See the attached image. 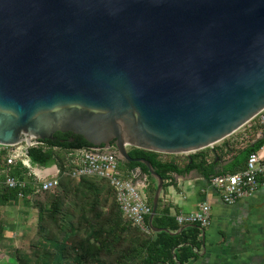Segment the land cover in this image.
I'll return each instance as SVG.
<instances>
[{
	"label": "water",
	"instance_id": "1",
	"mask_svg": "<svg viewBox=\"0 0 264 264\" xmlns=\"http://www.w3.org/2000/svg\"><path fill=\"white\" fill-rule=\"evenodd\" d=\"M263 109L264 0H0V144L115 147L154 233L129 148L191 159Z\"/></svg>",
	"mask_w": 264,
	"mask_h": 264
},
{
	"label": "trees",
	"instance_id": "2",
	"mask_svg": "<svg viewBox=\"0 0 264 264\" xmlns=\"http://www.w3.org/2000/svg\"><path fill=\"white\" fill-rule=\"evenodd\" d=\"M258 128L261 131V127ZM59 134L55 137L58 138ZM67 135L71 136L70 133ZM76 138L80 139L79 143H62L59 139L54 142L44 141L45 146L32 148L28 152L32 165L49 168L56 164L61 170V176L59 186L54 191L36 192L31 187L20 190L25 197L30 195L29 199H23L25 204L38 210L37 233L30 243L36 261L31 262L15 250V264H173L174 261L182 264L191 258L192 253L187 245L197 246L195 239L198 231L190 228L172 234L182 226L177 224L167 209L160 208V199L153 225L169 232L151 231L147 234L124 217L113 189L104 181L89 177L75 180L64 174L68 169V154L73 150L91 147L83 137ZM263 146L262 133L255 144L237 150L236 157L244 156L247 159ZM129 155L150 161L164 182L174 173L185 174L191 170L204 174L209 172L208 156L203 152H197L191 159L185 160L183 167L169 158L174 155L132 147L129 148ZM120 166L126 173L140 168L148 176L146 194L152 209L157 184L147 167L141 163L127 162H121ZM27 171L26 167L19 164L10 173L22 177V173ZM20 191L0 188V208L21 200L18 196ZM80 210L81 215L78 213ZM68 217L72 219L67 223ZM149 217L146 220L148 224ZM3 233L4 224L0 222V241ZM185 252L186 257L182 255Z\"/></svg>",
	"mask_w": 264,
	"mask_h": 264
},
{
	"label": "crops",
	"instance_id": "3",
	"mask_svg": "<svg viewBox=\"0 0 264 264\" xmlns=\"http://www.w3.org/2000/svg\"><path fill=\"white\" fill-rule=\"evenodd\" d=\"M258 129V125L252 122L213 148L197 151L208 156L207 174L198 170L185 174L174 173L164 182L166 186L160 197V208L167 209L173 218L180 213H195L203 203L211 207V223L208 227L187 225L183 230L193 228L198 231V235L196 247L187 245L192 253L191 258L182 264H264V183L254 195L232 205L226 204L221 192L210 183L214 176L233 174L245 168L246 157L237 155V158L236 152L257 142L261 133ZM169 158L182 167L184 161L189 159L188 155ZM136 175L134 182L137 185H147L148 176L142 170ZM177 232L172 234H179ZM182 255L186 257L187 252ZM173 264L181 263L174 261Z\"/></svg>",
	"mask_w": 264,
	"mask_h": 264
},
{
	"label": "built area",
	"instance_id": "4",
	"mask_svg": "<svg viewBox=\"0 0 264 264\" xmlns=\"http://www.w3.org/2000/svg\"><path fill=\"white\" fill-rule=\"evenodd\" d=\"M256 123L264 134V109L248 124ZM247 124V125H248ZM45 146L34 143L28 145L21 142L14 145L0 144V188L24 190L31 187L34 191H54L60 182L61 170L58 165L52 169L32 165L28 152L32 148ZM121 158L118 150L113 148H88L71 151L67 156L68 169L64 173L75 180L83 177L104 181L114 191L116 200L125 218L130 219L134 226L144 233L152 230L147 223V217L152 209L146 194L147 185L139 186L134 182L137 168L130 173L121 170ZM19 164L28 169L22 177L12 176L10 171ZM211 186L221 192L223 201L232 205L237 201L251 197L264 183V146L247 158L245 168L233 174H222L211 178ZM21 200L30 198L20 191ZM180 226L199 225L206 228L211 223V207L203 203L195 213L177 214L175 217Z\"/></svg>",
	"mask_w": 264,
	"mask_h": 264
},
{
	"label": "rangeland",
	"instance_id": "5",
	"mask_svg": "<svg viewBox=\"0 0 264 264\" xmlns=\"http://www.w3.org/2000/svg\"><path fill=\"white\" fill-rule=\"evenodd\" d=\"M78 213L81 215V210ZM37 217V208L27 206L23 200L0 208V222L4 224L3 239L0 241V264H15V250L31 262L36 261L30 243L37 233ZM71 219L68 217L67 223Z\"/></svg>",
	"mask_w": 264,
	"mask_h": 264
},
{
	"label": "flooded vegetation",
	"instance_id": "6",
	"mask_svg": "<svg viewBox=\"0 0 264 264\" xmlns=\"http://www.w3.org/2000/svg\"><path fill=\"white\" fill-rule=\"evenodd\" d=\"M60 134L58 135V138H56V137L55 138L59 139V141L62 142V143H66V141H68V143H71V144L80 142V139H77L76 135L69 136V135H67L69 133H60ZM67 137H68V139H67Z\"/></svg>",
	"mask_w": 264,
	"mask_h": 264
}]
</instances>
